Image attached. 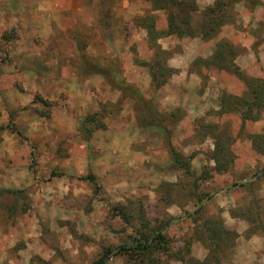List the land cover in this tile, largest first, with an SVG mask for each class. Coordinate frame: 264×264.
Segmentation results:
<instances>
[{
    "label": "rangeland",
    "instance_id": "obj_1",
    "mask_svg": "<svg viewBox=\"0 0 264 264\" xmlns=\"http://www.w3.org/2000/svg\"><path fill=\"white\" fill-rule=\"evenodd\" d=\"M256 86L264 0H0V264H264Z\"/></svg>",
    "mask_w": 264,
    "mask_h": 264
},
{
    "label": "trees",
    "instance_id": "obj_2",
    "mask_svg": "<svg viewBox=\"0 0 264 264\" xmlns=\"http://www.w3.org/2000/svg\"><path fill=\"white\" fill-rule=\"evenodd\" d=\"M171 26L172 25H170V23H169V27H170L169 29L171 30L170 32H173L174 29H172ZM219 53H220V55H222L224 52L221 50V52H219ZM219 69H221L223 71H230V72L235 73L236 66L233 63V61L226 60V62L222 66L220 65ZM117 81H120V80H117ZM227 97L228 98L225 99V101L227 103L224 102L227 105V108H226V105L224 103H223V106H225L226 109H229V111H230V109L235 108L237 106V104L239 105V104H241V102H243L244 108L240 114L241 115L240 118H241L242 123L244 121H248V120L254 121V120L258 119V117H260V113L264 112V110H263V108H264V89L263 88H260L257 86L253 87V88L249 87V99L247 97L245 99L237 98V96L231 95V94H228ZM234 102H236V103H234ZM231 104L235 105V107L234 106L231 107ZM90 178L93 179L94 177L90 176ZM140 238L141 239H139L138 243L136 245H131V247L128 246V248H127V246H125V245L119 246L117 252H121V251L128 249V250H133V253H134V252H136L135 250H137L141 255L148 258L149 252L151 253L155 247H158V249H162L163 247H161V244L166 241L165 236L162 233V230H160V229L157 230L156 233L153 235L143 236V237L141 236ZM104 259H105V256H101L95 264H102L104 262ZM141 263H143V260H141ZM150 264H152V262Z\"/></svg>",
    "mask_w": 264,
    "mask_h": 264
},
{
    "label": "water",
    "instance_id": "obj_3",
    "mask_svg": "<svg viewBox=\"0 0 264 264\" xmlns=\"http://www.w3.org/2000/svg\"><path fill=\"white\" fill-rule=\"evenodd\" d=\"M250 178H248L247 180H249ZM247 180H245V181H247Z\"/></svg>",
    "mask_w": 264,
    "mask_h": 264
}]
</instances>
